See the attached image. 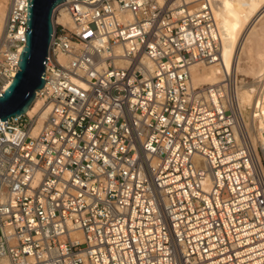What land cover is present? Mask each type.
<instances>
[{"label":"built area","instance_id":"2783aa9c","mask_svg":"<svg viewBox=\"0 0 264 264\" xmlns=\"http://www.w3.org/2000/svg\"><path fill=\"white\" fill-rule=\"evenodd\" d=\"M214 8L53 10L34 100L47 112L0 121V264H264V167L251 138L262 132L237 101L247 83H191L192 65L221 61ZM25 16L26 0H7L0 94ZM251 85L261 101L264 81Z\"/></svg>","mask_w":264,"mask_h":264},{"label":"bare ground","instance_id":"6f19581e","mask_svg":"<svg viewBox=\"0 0 264 264\" xmlns=\"http://www.w3.org/2000/svg\"><path fill=\"white\" fill-rule=\"evenodd\" d=\"M196 0H186L191 3ZM214 1V0H212ZM256 0H225L224 8L219 9L220 18H217L214 8V17L222 38L221 61L212 65L195 64L190 67L191 83L193 86H211L222 81L223 77L233 81L237 79L238 73L251 75L260 83L264 81V7L255 14L250 24L240 31L247 20V14L253 10ZM7 16V8L0 2V33ZM60 21L67 23L66 17L62 16ZM234 56L231 58V56ZM254 89L250 85H241L237 90L238 107L246 105L251 107L248 127L255 126L257 114L258 129L261 133V145L264 157V96L253 102L252 93ZM254 97V96H253ZM41 102L36 100L29 111L31 115L38 110L45 115L47 110L41 107ZM247 109V108H246ZM246 125V126H247ZM257 138V137H256ZM255 146L256 143L252 142Z\"/></svg>","mask_w":264,"mask_h":264},{"label":"water","instance_id":"95a60500","mask_svg":"<svg viewBox=\"0 0 264 264\" xmlns=\"http://www.w3.org/2000/svg\"><path fill=\"white\" fill-rule=\"evenodd\" d=\"M65 0H26L24 45L17 71L0 94V121L29 111L43 87V73L51 35L53 10Z\"/></svg>","mask_w":264,"mask_h":264},{"label":"rangeland","instance_id":"374dc122","mask_svg":"<svg viewBox=\"0 0 264 264\" xmlns=\"http://www.w3.org/2000/svg\"><path fill=\"white\" fill-rule=\"evenodd\" d=\"M0 2L4 3L5 8H7V0H0ZM215 4V14L217 15V18H220V11L219 9H223L224 8V4H225V0H214L213 1ZM256 5L254 6L253 10H251L249 12V14H247V20L245 22V24L242 26L240 31H243L245 26H247L248 24H250L251 20L254 18L255 14L260 10V8L264 7V0H256ZM264 18V17H263ZM1 34V33H0ZM234 56L232 55L231 58H233ZM237 80L240 81L241 83H247V85H250L251 88L255 89V86L251 85L253 83H260L258 80L255 79V77L251 76V75H245L243 73H238L237 76ZM254 93V92H253ZM252 93V100L253 102L255 101V96ZM254 96V97H253ZM247 108V109H246ZM244 110L243 112V116H244V123L247 125L249 122V113L251 111V107H249L248 105H246L245 107L242 108ZM248 121V122H247ZM255 122V128L258 129L257 125H258V121L257 119L254 121ZM254 126V123H253ZM248 127V125H247ZM257 137V138H256ZM251 138H253V142L256 143L255 147L257 149V153L260 157L261 163L264 167L263 161H262V156H261V152H262V148L261 145V136H255V135H251ZM259 141H260V145H259Z\"/></svg>","mask_w":264,"mask_h":264}]
</instances>
